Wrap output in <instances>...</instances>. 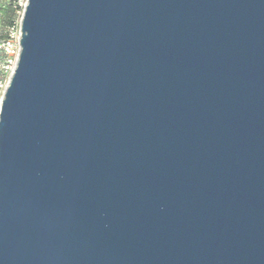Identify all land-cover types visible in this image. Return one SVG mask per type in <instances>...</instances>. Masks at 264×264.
<instances>
[{
  "label": "water",
  "instance_id": "1",
  "mask_svg": "<svg viewBox=\"0 0 264 264\" xmlns=\"http://www.w3.org/2000/svg\"><path fill=\"white\" fill-rule=\"evenodd\" d=\"M0 100V264H264V0H27Z\"/></svg>",
  "mask_w": 264,
  "mask_h": 264
},
{
  "label": "rangeland",
  "instance_id": "2",
  "mask_svg": "<svg viewBox=\"0 0 264 264\" xmlns=\"http://www.w3.org/2000/svg\"><path fill=\"white\" fill-rule=\"evenodd\" d=\"M11 0H0V45L4 40H7L9 32H14V39L12 45L8 48V52L4 53L3 48H0V100L3 96L4 90L9 82L11 72L14 69L16 63V54L18 52V36L20 32V19L22 16V10L16 12L14 23L11 26H7V16L5 13V6ZM12 27L14 29H12ZM13 54H12V51Z\"/></svg>",
  "mask_w": 264,
  "mask_h": 264
},
{
  "label": "built area",
  "instance_id": "3",
  "mask_svg": "<svg viewBox=\"0 0 264 264\" xmlns=\"http://www.w3.org/2000/svg\"><path fill=\"white\" fill-rule=\"evenodd\" d=\"M26 1H27V0H15V4H16V6L22 10V13H23V9H24V6H25V4H26ZM12 29H14V28L12 27ZM9 33H10V35L8 34V36H7V40H4V41L2 42V44L0 45V48H1V47L3 48L4 53L8 52V48L12 45V42H13L12 39H14V37H15L13 31H11V32H9ZM19 36H20V32H19ZM19 36H18V52H17V54H16V61H17V57H18V53H19ZM11 51H12V50H11ZM12 54H13V51H12ZM15 65H16V63H15ZM14 68H15V66H14ZM13 70H14V69H13ZM12 72H13V71H12ZM12 72H11V74H12Z\"/></svg>",
  "mask_w": 264,
  "mask_h": 264
},
{
  "label": "trees",
  "instance_id": "4",
  "mask_svg": "<svg viewBox=\"0 0 264 264\" xmlns=\"http://www.w3.org/2000/svg\"><path fill=\"white\" fill-rule=\"evenodd\" d=\"M21 9L18 8L15 4V0H11L6 6H5V13L7 16V26H11L14 23V19L16 17V12H19Z\"/></svg>",
  "mask_w": 264,
  "mask_h": 264
}]
</instances>
